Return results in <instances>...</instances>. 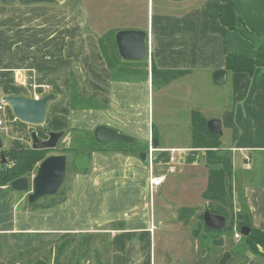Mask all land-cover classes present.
Listing matches in <instances>:
<instances>
[{
	"label": "crops",
	"instance_id": "crops-1",
	"mask_svg": "<svg viewBox=\"0 0 264 264\" xmlns=\"http://www.w3.org/2000/svg\"><path fill=\"white\" fill-rule=\"evenodd\" d=\"M222 9L264 36V0H0V95H55L41 125L22 121L6 103L3 148L33 149L35 131L45 140L50 131L72 137L94 134L98 126L135 138L115 146L119 150L88 153L89 168L71 175L62 197L60 189L30 203L29 191L0 187L12 191L11 207L1 210L0 237L16 246L25 239V248L91 235L108 238L111 264H157L153 247L161 228L168 255L158 264H174L172 241L196 242V258L183 263L195 264L199 250L202 257L206 250L199 248L198 215L181 213L209 205V149L199 144V115L222 121L217 141L232 155L226 183L234 190L235 211L240 190L253 225L264 230V68L254 74L226 69L228 54L253 57L257 49L221 23ZM108 25L115 43L119 30H145L147 57L126 60L117 43L123 61L107 54ZM222 69L227 78L217 83L214 73ZM154 176L164 180L153 188ZM204 238L213 248L228 243L224 234Z\"/></svg>",
	"mask_w": 264,
	"mask_h": 264
},
{
	"label": "trees",
	"instance_id": "trees-1",
	"mask_svg": "<svg viewBox=\"0 0 264 264\" xmlns=\"http://www.w3.org/2000/svg\"><path fill=\"white\" fill-rule=\"evenodd\" d=\"M219 16L221 23L229 27L230 29L238 31L239 26H245L243 21L238 18L233 11L222 9L220 11ZM251 32L257 31L251 30ZM104 46L105 43L103 41V47ZM117 59L123 61L118 55V53ZM260 68H264V43L259 49H257V53L253 57L241 53H230L226 58V69L231 72H246L249 74H254ZM195 124V126L197 127L199 125V144L206 143L208 144V146L206 147H208L209 149V182L207 189L204 192V198L209 201V205L207 208L210 209L212 213L224 215L227 217V226L225 229H212L206 226L205 223L204 229L208 233L225 234L228 232H232L234 235L235 229L240 231L243 226L251 227V231L248 235H242V239L236 247V251L233 253V256H244V254L250 252L261 259V262H258L257 264H264V230L256 228L253 225V219L249 208L245 203V200L241 204V209L238 212L234 211L233 194L227 189L226 180L227 178H230L233 174L232 155L230 152L220 149L219 141H217L219 140L220 135L212 133L208 127V122L204 121V119L200 115L199 124L197 122H195ZM120 145L126 146L124 144L115 143L113 145L114 147H109L108 149H106V146H103L95 140L93 132L78 133L71 139V143L70 146L67 148V151H71L75 155L80 152L90 154L94 151L109 153L111 151L119 150L118 148H115V146ZM44 151H46V149L13 150L1 148L0 155L1 157H4L6 161L5 163L1 162L0 164V187L10 185L13 180L19 177L29 176V174L33 171L34 167L47 157L42 155ZM126 152L134 151L132 150ZM60 193L61 191L58 194ZM51 199H53V201L57 203L55 197H52ZM194 211L195 210L193 209H185L182 211L181 216L188 218L191 214L194 213ZM69 237L70 236L68 235L64 236L63 241L59 244L60 246L58 247V254L54 257L56 264L79 263V258L78 256H76V253L79 250L77 249V247H73L74 251L71 252L70 255H65L64 260L62 259L63 255L66 254V250L68 249L67 245L70 244V241L68 242L67 240L69 239ZM78 243H80L79 245L81 246L82 251L84 240L79 241ZM51 253L54 252H52L51 250ZM74 261L77 263H74ZM217 264H219V260Z\"/></svg>",
	"mask_w": 264,
	"mask_h": 264
},
{
	"label": "water",
	"instance_id": "water-1",
	"mask_svg": "<svg viewBox=\"0 0 264 264\" xmlns=\"http://www.w3.org/2000/svg\"><path fill=\"white\" fill-rule=\"evenodd\" d=\"M2 1L5 4H13L17 0ZM238 31L251 40L256 49H259L264 43V36L259 35L258 32H251L246 26H239ZM147 37L148 34L145 30H119L116 34V43L120 56L126 60H144L148 55ZM226 78L227 71L224 69L217 70L214 73V80L217 83H223ZM54 98V94H47L41 98L6 95L3 97V100L12 107L14 114L22 121L33 125H41L46 121L49 102ZM208 127L214 134L221 135L223 133L222 121L220 119L209 120ZM64 133V130L50 131L48 133L49 138L42 140L36 132H33L32 148L35 150L56 148ZM94 137L101 144L110 142L131 144L135 142V138L107 126L96 127ZM155 146L157 145L155 144ZM1 148H3V142L0 135ZM143 156L147 158L148 154L143 152ZM5 161V158L2 157V163H5ZM74 165L77 170H87L90 166V155L85 152L77 153L74 156ZM67 171V155H50L39 164L37 173L32 178L29 176L19 177L13 180L10 186L17 191H29L28 200L30 203H35L43 197L56 195L66 181ZM203 220L205 225L212 229L223 230L227 226V217L212 213L210 209L204 212ZM240 231L246 236L250 233L251 227L243 226ZM232 256L231 252L224 253L219 260V264H227Z\"/></svg>",
	"mask_w": 264,
	"mask_h": 264
},
{
	"label": "rangeland",
	"instance_id": "rangeland-1",
	"mask_svg": "<svg viewBox=\"0 0 264 264\" xmlns=\"http://www.w3.org/2000/svg\"><path fill=\"white\" fill-rule=\"evenodd\" d=\"M111 27L112 25L106 26V30L108 31L109 29L110 32L106 34L104 43L107 54L108 53L116 54L118 53V51L116 44L114 43L115 42L114 29ZM111 57L112 56H110V58ZM0 92L3 93L2 90H0ZM2 130L1 133L5 134L4 131ZM77 134L78 133L75 134L73 133L72 137H68L65 133L61 138V140L59 141L56 148L46 149V151L42 153V155L47 157L50 155H59V154H65L68 157L67 177L64 185L61 187L62 191L60 197H62L65 194L66 190L69 188L71 175L76 172V169L74 167L75 154L72 153L71 151H67V148L70 146L71 139ZM22 137L24 141H27L26 136H22ZM4 138L6 139V135H4ZM116 143L123 144L121 142H116ZM103 146H109V145L103 144ZM37 166L38 165H36L33 171L29 174L31 178L33 177L34 173L37 172L38 169ZM232 176L230 177V179L232 178ZM227 189L229 192L233 194V206L235 211V194L231 183L227 186ZM11 192L12 191L9 189L0 190V215L4 216L6 214V213L2 214L1 210L6 211L11 207V206H6L10 204V202L7 201V199L9 196H11L10 195ZM160 197L161 196H158L157 200H159ZM238 198H239V202L242 204L244 202V198L240 190L238 191ZM3 201L6 202L4 205H1L2 203H4ZM194 205H198V203ZM203 206L204 205H202V208H200L199 211L195 210L194 212H197L198 215L196 222H198L199 225V248L200 249L206 248V250L203 251V254L205 255L204 257L201 256L202 250H199V257H197L195 264H214V263L217 264L218 260L222 258L224 253L231 252L233 255V253L236 251V247L238 246L241 240L240 241L236 240L233 233L228 232L224 234L228 240L227 246L219 247V248H213L210 247L209 245L206 246L204 237L208 234V232L205 231L204 229L203 214L207 210V206L205 207ZM156 209L158 210V207H156ZM7 216L9 217L8 212H7ZM192 223L194 224L195 220H193ZM194 227H197V223L195 224ZM161 230L162 229L160 228L157 231V237L156 240L154 241V247H153V262L154 263L157 262V264L160 261H165L166 256L168 255V253L165 252L166 249L165 245L167 244L162 242L164 241V236L162 235L163 233ZM4 238L5 237H0V264H56L54 257L55 255L58 254V249H59L58 247L60 246L59 245L60 241L57 242L46 241L38 245L36 243L32 246L24 248L23 246L26 244L25 239H23V241L20 242L19 244L17 243L16 246L12 243V240H10L9 238L7 239ZM3 239L5 240L6 243H4ZM67 240L68 242L70 241V244L67 245L68 249L66 250V254H64L62 257L63 260L65 259L64 258L65 255H70L71 252L74 251L73 247H77V249H79L76 253V256H78L79 258L78 264H111V250H110V244L108 238L100 239L95 236H73V237L71 236ZM82 240H84V245L81 251V246L79 245L80 243L78 242ZM196 244L197 243L194 241L191 244L187 242L183 244H179L177 242L172 241V244H170L171 245L170 251L172 253V257H174V264L185 263L186 261H188L189 257L191 258V255L193 256L190 261H193L196 258L198 252L197 250V252L195 253ZM51 250L54 253H51ZM258 262H261L260 258L253 255L250 252H247L246 254H244V256L242 255H236L235 257L232 256V258L228 261L227 264H257ZM74 263L77 262L74 261Z\"/></svg>",
	"mask_w": 264,
	"mask_h": 264
},
{
	"label": "built area",
	"instance_id": "built-area-1",
	"mask_svg": "<svg viewBox=\"0 0 264 264\" xmlns=\"http://www.w3.org/2000/svg\"><path fill=\"white\" fill-rule=\"evenodd\" d=\"M5 106H6V102L3 100L2 96L0 95V130L4 127V124H5V119H4ZM1 162H2V157L0 155V164H1ZM172 170L173 169L170 168V171H172ZM163 180H164V177L154 176L151 178L150 184L154 188L156 186L161 185ZM242 235L243 234L241 233V231L235 229L234 236H235L236 240L240 241L242 239Z\"/></svg>",
	"mask_w": 264,
	"mask_h": 264
}]
</instances>
